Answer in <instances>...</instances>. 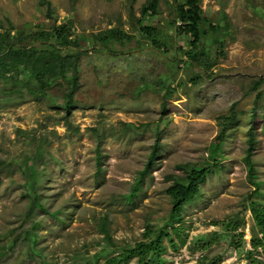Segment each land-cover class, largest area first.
<instances>
[{"label":"rangeland","instance_id":"obj_1","mask_svg":"<svg viewBox=\"0 0 264 264\" xmlns=\"http://www.w3.org/2000/svg\"><path fill=\"white\" fill-rule=\"evenodd\" d=\"M49 1L56 20L42 0H0V35L69 22L82 44L70 113L61 78L43 97L20 74L0 78V264H112L159 230L169 233L159 258L120 264L264 260V244L254 247L250 205H264V0H201L226 42L221 54L211 35L201 39L203 67L184 54L194 35L171 22L183 0H159L157 13L145 18L147 0ZM111 28L119 30L112 38ZM41 41L26 38L24 45ZM232 108L237 120L221 138L219 117ZM254 114L259 185L245 161ZM158 130L161 152L142 176ZM212 142L221 146L215 160ZM208 162L200 192L173 219L167 189L185 178L187 166ZM32 187L42 207L30 212ZM180 224L184 242L173 231Z\"/></svg>","mask_w":264,"mask_h":264},{"label":"trees","instance_id":"obj_2","mask_svg":"<svg viewBox=\"0 0 264 264\" xmlns=\"http://www.w3.org/2000/svg\"><path fill=\"white\" fill-rule=\"evenodd\" d=\"M158 2L159 0H147L142 6L141 17L145 18L149 12L156 14ZM42 3L47 6V15L55 17L54 19L56 20L57 17L51 9V2L49 0H42ZM177 20L182 21L181 25H184L182 27L194 35L190 48L184 51L187 57V63L201 67L209 65L208 55L205 50H199L201 47L199 43L204 36L211 35L213 40L220 47L221 54L224 53L226 42L217 35V33L221 31V27L218 24L208 23L201 7V0H183L179 2L176 6V15L171 22L175 24ZM141 28L148 34L153 29L149 26H142ZM12 30L13 29L9 28L0 35V78L7 80L9 77H13L9 75L11 73L20 74V79L23 80V83L37 97L46 96L49 93V88L56 84L58 78H61V81L64 82L67 89L65 93L66 102L64 105L67 113H70L71 107L74 104V95L79 86L78 78L80 71L78 62L82 51L81 39L73 37L71 24L69 22L61 23L59 25H54L51 31L42 30L29 34L23 31H17L12 34ZM118 31L119 30L111 28L107 35L112 38V36L118 35ZM26 38L34 41L42 39L43 41H41V45L28 47L24 45V40ZM153 40L158 42L155 37H153ZM64 47H73L75 49L63 53L62 50ZM213 63L214 62H212V64ZM237 116L238 113L232 108V113L230 115H221L219 117V125L221 126L219 134L221 138L226 136L227 129L236 122ZM255 121L256 115L254 114L253 123L248 131L249 145L246 151L245 161L248 166L251 181L259 185L258 181H256V170L252 158L256 142ZM161 149V132L158 130L146 166L141 171L142 176L150 172ZM209 150V158L215 160L221 153V146L217 142H212L209 146ZM210 166V162H208L207 166L199 168L187 166L185 178L179 180L175 179L174 183L167 189L173 197V219H176L177 216L180 215L183 205L200 192V184L205 180ZM138 187L139 181L134 186L133 195L136 193L135 189ZM30 191L31 193H29V195L33 203L30 212H32L35 207H42V204L39 202V196L36 190L32 187ZM250 205L256 224L252 229V239L254 240V247H258L264 244V205L256 200H252ZM238 224L239 223H237L235 227H238ZM173 231L178 237H181V224L177 227H173ZM259 233H262V238H259ZM164 235H169V233L165 230H159L153 238L138 242L133 248L125 250L119 257L112 258L109 262H112V264H120L122 262H128L131 258L136 256L143 258L150 253H154L159 258L161 252L165 249L162 244ZM184 241L185 240L181 237V242ZM253 261L257 264H264V260L254 258Z\"/></svg>","mask_w":264,"mask_h":264}]
</instances>
